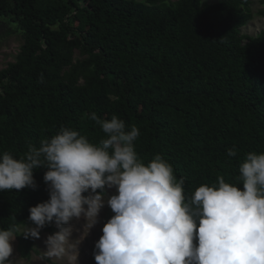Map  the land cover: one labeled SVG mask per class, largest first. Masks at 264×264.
Listing matches in <instances>:
<instances>
[{
    "label": "trees",
    "instance_id": "16d2710c",
    "mask_svg": "<svg viewBox=\"0 0 264 264\" xmlns=\"http://www.w3.org/2000/svg\"><path fill=\"white\" fill-rule=\"evenodd\" d=\"M251 5L0 0V27L23 40L15 62L0 69V153L20 158L64 127L98 143L104 134L91 113L115 114L139 128L145 164L161 154L187 194L221 175L237 184L245 155L264 152V29L241 32L254 18ZM45 171L34 173L36 190L0 192V229L34 226L29 209L50 198ZM54 226L42 230L53 234ZM21 230L18 252L30 260L38 239Z\"/></svg>",
    "mask_w": 264,
    "mask_h": 264
},
{
    "label": "clouds",
    "instance_id": "9594fccd",
    "mask_svg": "<svg viewBox=\"0 0 264 264\" xmlns=\"http://www.w3.org/2000/svg\"><path fill=\"white\" fill-rule=\"evenodd\" d=\"M89 118L104 134L98 143L64 127L20 158L0 153V192L36 190L34 173L43 168L50 197L29 209L34 226L0 229V264H12L22 225L25 239H40L52 224L59 230L44 241L45 255L79 264L80 245L105 207L113 215L95 243L96 264H264V152L245 155L237 184L221 175L187 194L161 154L147 164L139 157L136 125L115 114Z\"/></svg>",
    "mask_w": 264,
    "mask_h": 264
},
{
    "label": "rangeland",
    "instance_id": "374dc122",
    "mask_svg": "<svg viewBox=\"0 0 264 264\" xmlns=\"http://www.w3.org/2000/svg\"><path fill=\"white\" fill-rule=\"evenodd\" d=\"M170 2H175L177 0H168ZM223 0H203L204 3L216 4ZM251 11L253 13V20L241 30L242 34L245 36H256L264 29V19L259 16V12L263 9L257 0H251ZM23 44V40L21 34L14 31V29L10 26H2L0 27V69H6L9 64L14 63L16 56L20 52V48ZM110 213V208L105 207L101 211L100 215V223L97 224L95 228L91 230L87 238L80 245V256H79V264H89L92 259L93 252L95 249V243L102 236V228L104 223L107 222L108 216ZM82 222H74V229H81ZM54 233L57 232V229L54 226ZM24 229L21 230V232ZM53 233V234H54ZM50 235L48 233L43 232L41 230L40 239L37 240L35 245V251L37 253H33V256L30 260H26L21 258L18 252V241L16 239L14 243V255L10 258L12 264H66V260L62 258H48L44 251H46V246L44 241L47 236ZM78 238V233H73V239Z\"/></svg>",
    "mask_w": 264,
    "mask_h": 264
}]
</instances>
